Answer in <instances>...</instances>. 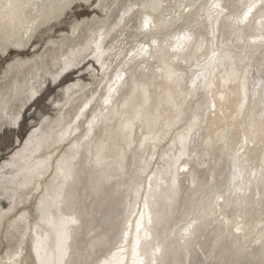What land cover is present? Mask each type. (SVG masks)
Instances as JSON below:
<instances>
[{
  "label": "snow or ice",
  "instance_id": "obj_1",
  "mask_svg": "<svg viewBox=\"0 0 264 264\" xmlns=\"http://www.w3.org/2000/svg\"><path fill=\"white\" fill-rule=\"evenodd\" d=\"M0 246L264 264V0H0Z\"/></svg>",
  "mask_w": 264,
  "mask_h": 264
},
{
  "label": "bare ground",
  "instance_id": "obj_2",
  "mask_svg": "<svg viewBox=\"0 0 264 264\" xmlns=\"http://www.w3.org/2000/svg\"><path fill=\"white\" fill-rule=\"evenodd\" d=\"M36 2L38 3H46L48 2V0H36ZM56 26H59V25H56ZM55 26V27H56ZM52 33L49 32V35H51ZM70 82V81H69ZM47 153V148L44 147V148H41L38 152H37V155L40 156V155H45ZM176 223H179V220H176ZM96 228L97 229H100V228H107L108 226L103 222V218L102 217H98V222L96 223ZM173 226H175V224H173ZM87 237H86V234H83L80 236V242L81 244H83L85 241H86ZM0 249H2V246H0Z\"/></svg>",
  "mask_w": 264,
  "mask_h": 264
},
{
  "label": "rangeland",
  "instance_id": "obj_3",
  "mask_svg": "<svg viewBox=\"0 0 264 264\" xmlns=\"http://www.w3.org/2000/svg\"><path fill=\"white\" fill-rule=\"evenodd\" d=\"M56 27H59V26H56Z\"/></svg>",
  "mask_w": 264,
  "mask_h": 264
}]
</instances>
